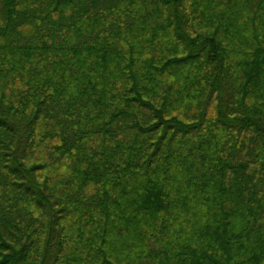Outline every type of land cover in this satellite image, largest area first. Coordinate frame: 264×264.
I'll return each mask as SVG.
<instances>
[{"label": "trees", "instance_id": "16d2710c", "mask_svg": "<svg viewBox=\"0 0 264 264\" xmlns=\"http://www.w3.org/2000/svg\"><path fill=\"white\" fill-rule=\"evenodd\" d=\"M0 264H264V0H0Z\"/></svg>", "mask_w": 264, "mask_h": 264}]
</instances>
